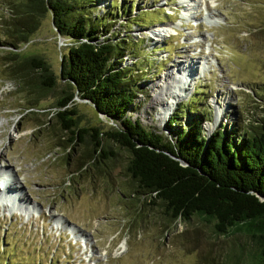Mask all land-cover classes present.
Here are the masks:
<instances>
[{
  "label": "rangeland",
  "instance_id": "obj_1",
  "mask_svg": "<svg viewBox=\"0 0 264 264\" xmlns=\"http://www.w3.org/2000/svg\"><path fill=\"white\" fill-rule=\"evenodd\" d=\"M1 1L0 40L5 11ZM98 3L97 11L106 14L105 6H110V12L121 7L120 17L112 19L114 27L133 36L130 44L135 47L125 51L123 63L133 66L140 93L127 116L151 130L166 131L164 123L171 111L162 114L161 103L156 102H170L169 93L180 96L172 108L178 109L179 120L190 107L195 111L191 113L204 112L209 117L202 124L206 133L233 122L245 125L260 115L264 0ZM158 26L167 32L161 31L156 38L153 31ZM66 45L67 39L55 30L48 12L40 16L27 41L18 45L20 56H40L57 79L53 88L36 98L38 108L28 115L21 108L26 104L23 94L6 74L0 50V166L20 183L26 199L25 204H14L12 195L0 189V264H220L234 248L249 246L251 241L242 232L214 234L211 223L197 215L163 224L156 207L127 198L128 177L123 170L128 157L115 144L108 143L115 153L100 168L85 164L86 171H76L83 146L75 145L65 158L67 149L55 139L62 132L50 127L51 119L49 125L35 123L51 117L61 95L58 70ZM189 61L197 66L188 78L172 79L171 72ZM70 108L79 125L98 129L113 125L77 96Z\"/></svg>",
  "mask_w": 264,
  "mask_h": 264
},
{
  "label": "trees",
  "instance_id": "obj_2",
  "mask_svg": "<svg viewBox=\"0 0 264 264\" xmlns=\"http://www.w3.org/2000/svg\"><path fill=\"white\" fill-rule=\"evenodd\" d=\"M101 1H1L5 10L2 64L23 94L22 110L34 113L36 98L57 82L40 56H20L16 50L48 12L55 30L67 39L58 70L63 88L51 117L35 123L49 125L51 119L50 127L62 132L55 139L67 149L65 158L75 145L83 146L76 171H86L85 164L100 168L115 153L107 148L108 143L115 144L128 157L123 170L128 177L127 198L133 197L137 205L156 207L163 224L197 215L211 223L214 234L240 231L250 245L234 248L220 264L230 260L231 264H264V104L251 122H233L208 133L202 124L209 117L204 112L191 113L195 112L191 107L181 120L178 109H172L164 123L166 131L142 126L126 115L135 108L140 93L133 66L123 63L125 51L135 47L130 44L133 36L114 27L121 7L111 12L110 6L103 7L109 15L97 11ZM133 23L141 26V22ZM74 96L87 100L113 125L106 129L79 125L70 108Z\"/></svg>",
  "mask_w": 264,
  "mask_h": 264
},
{
  "label": "bare ground",
  "instance_id": "obj_3",
  "mask_svg": "<svg viewBox=\"0 0 264 264\" xmlns=\"http://www.w3.org/2000/svg\"><path fill=\"white\" fill-rule=\"evenodd\" d=\"M189 4V5H188ZM186 4V7L188 8V6H191L190 3ZM167 28L163 27V26H158L154 29V34L156 35V38H159V36L162 34V32L165 30L166 31ZM162 31V32H161ZM167 32V31H166ZM196 63L193 61H189L186 64H182L180 66L177 67V69L173 70L171 72L172 75H170L172 77V79H177V82H181V80L185 81L188 78V74H190V72L192 70H194L193 67H196ZM192 73V72H191ZM175 82V81H174ZM183 84L180 85V87H182ZM180 96H178V93H174L173 95L169 93L168 99L170 102L165 101V99L159 100L156 103H161V113H169L172 108L173 105L175 104L174 101L177 100V98H179ZM218 116V115H217ZM5 168H2L0 166V175L1 176H6V179L3 182V185H0V189H3L2 192L5 193L6 196L12 195L11 197L9 196V198L12 199L14 204H18V203H26V199L25 196L23 194V192L21 191V189L19 188V184H17L15 182V180L12 178H9L6 175V170H4ZM0 176V177H1ZM14 183V184H13ZM11 184H13L14 186L12 187ZM18 187V188H17ZM18 190V191H17ZM9 194V195H7ZM18 195V196H17ZM17 196V197H16ZM14 197V198H13ZM15 199H17L18 201H15ZM25 206V205H24Z\"/></svg>",
  "mask_w": 264,
  "mask_h": 264
}]
</instances>
